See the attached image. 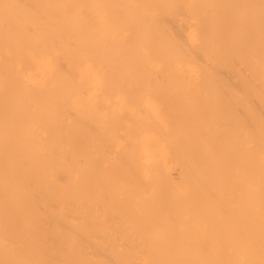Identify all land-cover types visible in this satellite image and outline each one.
Returning a JSON list of instances; mask_svg holds the SVG:
<instances>
[{"label": "bare ground", "instance_id": "obj_1", "mask_svg": "<svg viewBox=\"0 0 264 264\" xmlns=\"http://www.w3.org/2000/svg\"><path fill=\"white\" fill-rule=\"evenodd\" d=\"M0 264H264V0H0Z\"/></svg>", "mask_w": 264, "mask_h": 264}, {"label": "rangeland", "instance_id": "obj_2", "mask_svg": "<svg viewBox=\"0 0 264 264\" xmlns=\"http://www.w3.org/2000/svg\"><path fill=\"white\" fill-rule=\"evenodd\" d=\"M166 105H168L167 102H165V105H164L163 103H161V107L163 108V110H164V108H165ZM162 108H161V109H162ZM163 114H164V113H163ZM191 118H192V117H191ZM191 118H190V117H186V119L184 118L183 122H184L185 124H187L188 122L191 123V120H190ZM167 120H168V117H166V123H167L168 121H169V123H171L170 120H172V119H171V117H170V119H169L168 121H167ZM130 124H132V122H130ZM167 124H168V123H167ZM171 124H172V123H171ZM124 130H125V129H124ZM123 132H124V131H123ZM230 141H231V142H234L235 145L232 144L231 142H229V145L237 146V143H238L237 138L232 137V139H231ZM175 167H176V165H173V168H174V169H173L172 166H171V170L174 172V173L172 172V174H174V175H173L174 177L177 176V175L175 174V173L177 172V170L175 169ZM176 168H177V167H176ZM175 170H176V171H175Z\"/></svg>", "mask_w": 264, "mask_h": 264}]
</instances>
